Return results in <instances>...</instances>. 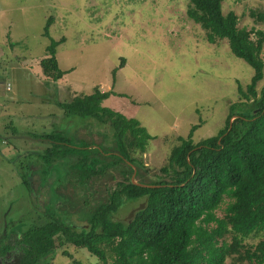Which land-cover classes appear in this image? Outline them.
<instances>
[{
  "label": "rangeland",
  "instance_id": "374dc122",
  "mask_svg": "<svg viewBox=\"0 0 264 264\" xmlns=\"http://www.w3.org/2000/svg\"><path fill=\"white\" fill-rule=\"evenodd\" d=\"M186 9L185 0H0V82L10 90L4 87L0 93V214L7 219L22 215L26 225L29 212L49 210L82 225L84 190L73 188L70 176L76 156L45 166L38 156L44 144L39 140L57 132L74 148L110 146L107 126L65 116L59 107L94 88L109 94L102 107L137 120L153 137L142 155L151 173L191 127L198 126L194 143L223 128L227 106L238 101L236 84L245 87L253 71L232 55L227 40L209 44L205 32L186 18ZM221 10L224 15L233 12L237 27L251 32L252 40L256 32L264 34V23L250 16L264 13V0H221ZM61 38L55 58L65 75L46 81L38 62L50 41ZM261 59L264 64V43ZM263 85L264 69L257 90ZM20 164L34 165L32 175ZM102 183L112 185L97 181L90 190L94 195L86 199L90 206ZM225 203L215 211L219 218ZM136 204L127 203L114 217L126 220ZM259 238L253 234L244 244L253 247ZM63 250L69 257L57 250L51 264H101L84 249Z\"/></svg>",
  "mask_w": 264,
  "mask_h": 264
},
{
  "label": "trees",
  "instance_id": "16d2710c",
  "mask_svg": "<svg viewBox=\"0 0 264 264\" xmlns=\"http://www.w3.org/2000/svg\"><path fill=\"white\" fill-rule=\"evenodd\" d=\"M185 1L186 18L205 32L206 41L227 40L232 55L253 71L245 87L236 84L238 101L227 106L223 128L194 143L192 133L198 126L191 127L185 138H176L165 163L151 173L142 155L153 137L137 120L102 107L107 92L94 88L90 95L60 102L65 116L107 126L113 143L105 150L78 149L57 132L45 136L55 142L41 156L45 166L67 155L77 158L70 176L72 187L84 190L79 218L83 223L77 227L65 215L62 219L49 210L43 215L29 212L28 223L11 245L19 248L16 264H51L57 250L69 257L63 250L67 246L86 250L101 264L108 260L112 264H225L227 259L228 264H264V85L257 90L264 69V34L256 32L252 40L251 32L237 27L233 12L222 13L221 0ZM250 16L264 23L263 12ZM51 22L50 18L46 22L44 37ZM63 41L51 40L38 62L46 81L56 82L65 75L55 58V49ZM106 180L112 185L102 183L97 202L90 206L86 199L94 195L92 186ZM225 199L219 218L215 211ZM127 203H137L135 208L143 204V208L131 219H116L114 215ZM253 234L260 237L258 242L253 247L244 244Z\"/></svg>",
  "mask_w": 264,
  "mask_h": 264
},
{
  "label": "flooded vegetation",
  "instance_id": "af4514ba",
  "mask_svg": "<svg viewBox=\"0 0 264 264\" xmlns=\"http://www.w3.org/2000/svg\"><path fill=\"white\" fill-rule=\"evenodd\" d=\"M56 133V132H55ZM34 139V138H33ZM31 139L30 141H34ZM3 141V140H2ZM39 143L42 144V150L39 153V157L45 155V153L52 147L55 143L50 141L47 138H41ZM65 145V143H62ZM44 146V147H43ZM34 165L30 166V164H20L19 167L25 170L27 173L30 172ZM47 176H45L46 178ZM28 221V220H27ZM25 225L23 224V216L12 217L9 216L5 218L2 213L0 214V264H16L18 260L19 248L17 246H11L16 243L20 230L23 229ZM8 246L13 248L8 249Z\"/></svg>",
  "mask_w": 264,
  "mask_h": 264
},
{
  "label": "water",
  "instance_id": "95a60500",
  "mask_svg": "<svg viewBox=\"0 0 264 264\" xmlns=\"http://www.w3.org/2000/svg\"><path fill=\"white\" fill-rule=\"evenodd\" d=\"M2 87H4V84H3V82H0V88H2ZM5 139H6V138H5ZM5 139H4V140H5ZM133 176H134V173H133V175H132V177H131V180H132ZM142 208H143V204H141L139 207H137V208L131 210V212H130V213L128 214V216H127V219H131L132 216H133V214H134L136 211L141 210Z\"/></svg>",
  "mask_w": 264,
  "mask_h": 264
},
{
  "label": "crops",
  "instance_id": "0c3cea01",
  "mask_svg": "<svg viewBox=\"0 0 264 264\" xmlns=\"http://www.w3.org/2000/svg\"><path fill=\"white\" fill-rule=\"evenodd\" d=\"M0 54H1V53H0ZM1 60H3V54L0 55V62H1ZM4 87H5V90L3 89ZM4 87L0 88V93H2V90H4V91H10V90H9V85H8V84H4ZM7 88H8V90H7Z\"/></svg>",
  "mask_w": 264,
  "mask_h": 264
},
{
  "label": "built area",
  "instance_id": "2783aa9c",
  "mask_svg": "<svg viewBox=\"0 0 264 264\" xmlns=\"http://www.w3.org/2000/svg\"><path fill=\"white\" fill-rule=\"evenodd\" d=\"M7 90H8V88H7Z\"/></svg>",
  "mask_w": 264,
  "mask_h": 264
}]
</instances>
